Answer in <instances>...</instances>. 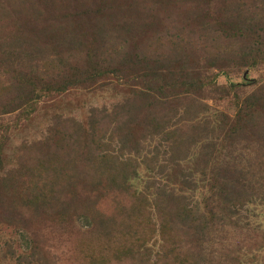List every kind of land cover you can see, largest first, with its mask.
Segmentation results:
<instances>
[{
  "label": "rangeland",
  "instance_id": "374dc122",
  "mask_svg": "<svg viewBox=\"0 0 264 264\" xmlns=\"http://www.w3.org/2000/svg\"><path fill=\"white\" fill-rule=\"evenodd\" d=\"M251 29L263 35L251 36ZM248 34L258 42L256 47H264V0H0V264H165L160 254L149 262L130 254L131 237L152 219L143 217L156 211L154 197L129 211V196L122 210L115 192L124 177L132 178L135 191L168 178L164 182L173 187L161 198L163 204L172 196L190 195L195 177L191 163L198 161L205 138L198 133L189 142L185 119L203 112L215 124V110L233 113L235 98L252 94L264 81V54L245 63L236 58ZM135 55L163 59V67L172 73L181 65H187L185 70L193 65L207 85L205 102L213 108L194 102V107L182 105L154 116L177 129L175 138H167L183 161L172 169L173 157L156 152L158 144L162 149L166 144L159 135L148 138L136 153L121 150L108 131L84 134L99 113L110 120L113 109H127L121 105L127 87L114 72L138 60ZM99 65L109 72L93 84L31 95L35 78L65 77ZM23 75L29 83L20 86ZM208 84L227 88L226 95L209 91ZM134 109H140L138 103L129 106L130 112ZM97 143L105 151L92 146L91 157L110 154L113 161L103 170L87 165L84 171L79 154ZM229 145L223 140L220 149L239 156L236 172L245 174L248 185L242 194L248 203L240 213L250 217L251 225L243 221L216 234L211 229V258L186 264H264V238L256 239L264 231V143ZM216 163L219 157L209 159L207 172ZM113 170L118 176L107 188ZM99 218H104V227H113L110 235L98 226ZM146 236L158 238L150 232Z\"/></svg>",
  "mask_w": 264,
  "mask_h": 264
},
{
  "label": "trees",
  "instance_id": "16d2710c",
  "mask_svg": "<svg viewBox=\"0 0 264 264\" xmlns=\"http://www.w3.org/2000/svg\"><path fill=\"white\" fill-rule=\"evenodd\" d=\"M251 32V36L256 34L260 37L263 35L257 34L256 30L251 29ZM243 44H245V48L243 49L239 46L240 51L235 54L241 63H245L248 57H257L264 54L262 42V47H256L258 42L255 43L249 37V34L243 40ZM137 57L139 56L135 55L138 60L131 62L129 67L114 72L118 80L123 81L122 84L127 87V96L121 104L125 105L127 109L123 111L118 108L113 109L111 115H109L111 116L110 120L105 118L104 112L99 113L100 115L97 114L99 117H95L91 123H88L89 129H85L84 134L91 132L95 136L100 134V132L108 131L112 134L111 137L113 139L118 140L121 150L136 153H140L141 149L145 147L144 143L148 138L152 140L159 135L163 137L166 144L164 149H162L161 143L158 144L159 149L157 150L158 147L156 146V152L167 155L168 158L173 157L174 162H171L172 169L176 164L180 166L183 161L178 155H174L176 144L171 146L172 141L167 138V136L175 138L177 129H172V124L168 125L166 122L158 121L154 116H158L165 110L169 112L171 108L175 111L180 109L182 105H186L189 108L190 106L194 107L196 106L193 104L194 102H197V105L204 102L202 105L206 108H213L205 102L204 91L207 85L201 81L199 74H195L193 65L189 66L187 70H185L187 65H181L176 69V72L172 73L163 67V59H152L146 56ZM221 67L222 65L220 64L217 68ZM73 68H76V65ZM107 72L109 71L99 65L93 68L88 66V68L79 69L76 72L70 71L65 77L62 75H59L60 77L58 78L53 77L54 74H50L51 77H46L49 75L46 74V76H40L35 78V81L33 79L30 82L32 87H34L32 91L30 90L31 95L38 91L66 89L67 86L74 84L81 85L88 82L93 84L95 82L92 81L95 78L98 79V77H102ZM21 77L18 80L19 85H27L29 80L26 79L25 75ZM208 85L210 87L209 91L217 95H226L227 88L217 84ZM28 92L20 95V99L29 96ZM235 101V111L231 114L219 109L215 110V124L212 123L211 116L203 112H201L200 117L188 116L185 119L186 129L184 132L191 134L189 142L194 143L193 138L194 136L197 137L198 133L204 136L201 139L205 138L204 148L197 152L198 161L191 163L195 177L189 184V196L185 194H180L176 197L172 196L171 202L163 204L161 198L166 196L170 192L171 187H173L164 182L168 178L161 180L156 187L141 186L138 187V191H135L132 178L124 177L119 190L115 192V198L119 205L122 206V210L126 208V203L123 201L128 200V196L130 200L129 211L134 210L135 205H141L143 201H148L150 197H154L152 201L156 209L152 216L146 214V217H143L146 219L152 218L148 221L144 230H141L139 235L135 232V235L131 237L132 242H134L132 250H130L132 256L142 262H144L143 259L149 262L152 256L160 254L159 258L160 260H165V264H169L167 262L170 259L173 260L171 264H176L177 262L186 264L188 261L195 260H198L197 262H206V258L210 259L212 255L211 244H209L212 239L214 240V238H210L212 230L216 234L220 230L224 231V227L236 228L243 221H246V226L251 225L249 222L250 217L240 213L248 203L247 199L242 197L248 185L244 183L243 177L245 174L236 172L237 166L235 163L239 156L233 154L234 150H221L220 146L223 140L230 143L229 146L238 144L243 140L247 142L253 141L257 145L264 143V81L252 94L243 98L236 97ZM135 103L139 104L140 109H134L130 112L129 106ZM207 132L211 133L208 138H206ZM222 134L226 135L223 139L220 137ZM195 140L198 139L195 138ZM88 142L91 143V141ZM92 146H95L96 151H105L98 143L92 144L84 151H81L79 160L82 161L84 171L87 170V165H91L95 169H105L104 166L113 161V156L110 154H98L94 155L95 158L93 159L90 154ZM217 157H219L220 163L216 164L219 166L213 167V164H211L209 165V172H207L209 159L213 160V158ZM231 161L232 163H230ZM87 162L91 164H87ZM120 164L123 167L128 165L126 161L124 163L120 161ZM138 164L134 167L137 168ZM88 171H90V168ZM117 176L118 174H115L114 170L108 173L107 186L109 185V187L107 188H111L112 177ZM262 181L263 179L260 177V185ZM260 189L264 192V184L261 185ZM125 193L132 194V196ZM135 193H138L139 196L146 194L143 197H135ZM189 197H192L190 202H188ZM195 197L199 200V203L196 201L194 205ZM262 203L264 204V198H262ZM137 214H140V210ZM262 215L264 216V212ZM103 220L104 218H99L98 226L110 235L113 227H104ZM155 222H157L156 225ZM127 226H130V222H127ZM256 227V230L261 228V226ZM149 232L152 235H157L158 238L153 240V236H150L147 239L146 234ZM257 237L264 238V231L257 233L256 239Z\"/></svg>",
  "mask_w": 264,
  "mask_h": 264
}]
</instances>
